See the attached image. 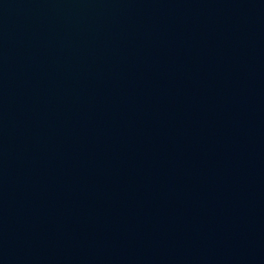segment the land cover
<instances>
[{
	"label": "water",
	"instance_id": "95a60500",
	"mask_svg": "<svg viewBox=\"0 0 264 264\" xmlns=\"http://www.w3.org/2000/svg\"><path fill=\"white\" fill-rule=\"evenodd\" d=\"M0 264H264V0H0Z\"/></svg>",
	"mask_w": 264,
	"mask_h": 264
}]
</instances>
